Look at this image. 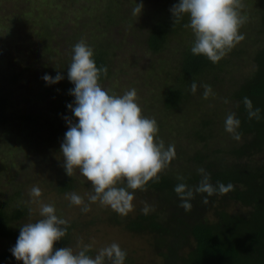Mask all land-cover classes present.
Wrapping results in <instances>:
<instances>
[{
  "label": "rangeland",
  "instance_id": "374dc122",
  "mask_svg": "<svg viewBox=\"0 0 264 264\" xmlns=\"http://www.w3.org/2000/svg\"><path fill=\"white\" fill-rule=\"evenodd\" d=\"M156 1L0 0V64H3L1 69L12 67V73L17 76L13 81V78L10 79L13 83L6 84L10 92H6L9 96L4 120L6 124L1 131H11L12 137L23 141L16 143L17 150L26 143V128L33 131L39 126L31 121L30 125L24 127L20 116L33 117L38 107L52 100L49 95L41 96L51 88L42 77L45 74L54 77L59 71L64 77L55 83V86L61 89L54 88L50 93L56 96L51 104L52 108L60 105L57 99L62 100V96L74 88L67 79V67L71 62L73 46L83 39L94 51L109 50L107 59L110 60V75L100 83L102 88L109 94L117 95L136 89L142 115L157 121V137L162 139L166 146L175 145L176 158L160 174L180 183L181 181L177 180L178 175L187 180L198 174V168H204V162L221 164L228 159L230 148L239 145L241 139L234 140L232 135L225 131L224 122L231 106L223 100L228 97L227 86L235 80L242 81L253 68L252 62L247 58L256 49L250 42L252 34L262 30L259 26L261 19L257 15V10L260 9L258 0H243L245 8L242 14L248 19L240 32L245 35V39L230 51L237 53L233 63L237 64V67L241 65L242 69L237 72L235 67L234 74L231 73L226 79L227 83H218L217 86L211 85L212 78L203 79L199 84H209L215 96L204 99V90L201 87L202 91L198 90L185 99L175 110L166 109L163 98L176 80L173 61L178 58L182 47L194 41V34L190 28H185L182 34L172 37L164 51L156 54L148 51L146 38L150 23H147L143 9L138 16L133 15V9L136 4H142L144 8L149 9L151 6V9H154ZM115 16H118V20L112 19ZM40 26L47 29L46 37L38 35ZM230 57L231 55H227L226 58ZM10 74L11 72H6L4 75L7 76L4 78L7 82ZM229 78L232 79L230 83ZM73 101L74 97L70 95L65 101L66 108ZM67 110V117L74 123L77 122L72 112L68 108ZM204 121L210 122L209 126L204 127ZM45 122V117L41 118L40 123L43 126ZM59 129L60 125L56 124L46 129L48 131L43 130V141L36 143L30 162H24V158L14 155L7 147L0 148V202H7L9 214L18 205L27 208V215L17 223L18 229L20 230L26 222H35L41 218L39 203L33 202L29 194L30 189L37 186L42 190L39 201L54 205L58 216L73 223L72 239L68 246L74 251L79 250L81 241L92 245L89 255L93 256L99 248L118 243L127 252L128 261H125V264H162V258L155 251L152 236L126 232L121 226L108 221L112 213H116L120 219L134 217L142 212L144 202L154 207L156 193L135 190L132 202L134 210L126 216L118 214L110 207L101 206L99 202L90 203L89 212H81L79 206L70 204L66 194L75 192L89 203L91 184L78 170L72 177L66 174L60 152L65 132L59 135ZM66 178L76 180L75 189L59 193L54 189L53 181ZM224 208L229 212L243 210L239 204L232 201L227 202ZM15 244L16 241L13 240H0V253L10 251ZM0 264H23V261H0Z\"/></svg>",
  "mask_w": 264,
  "mask_h": 264
},
{
  "label": "trees",
  "instance_id": "16d2710c",
  "mask_svg": "<svg viewBox=\"0 0 264 264\" xmlns=\"http://www.w3.org/2000/svg\"><path fill=\"white\" fill-rule=\"evenodd\" d=\"M178 2L179 0H169V2L157 0L154 9H151V6L150 9L142 7L143 15L146 16L147 23H150L146 47L151 53L164 51L172 37L182 34L185 29L183 25L189 22L188 16L185 15L179 24L173 23L170 9ZM258 3L260 9L257 10V15L261 19L259 26L262 30L252 34L250 42L256 49L247 58L252 62L253 68L242 81L235 80L233 84L227 86L226 99L231 106L230 113H235L236 118L241 122L238 129L241 133V143L230 148L229 157L223 163L204 162L206 164L204 169L210 174V182L213 185H216L217 181L225 185L231 183L234 185V190L224 195L214 194L210 197L206 193H194V199L190 201L191 210L186 212L179 207L181 201L174 192V187L178 183L159 174V182L149 181L146 185V191L156 193L154 211L147 215L140 212L134 217H125V219H120L116 213H112L108 218L110 223L121 226L126 232L152 236L155 251L162 258V264H264V0H258ZM112 19L118 20V16ZM40 28L38 35L46 37L47 29L41 26ZM192 44L193 41L182 47L178 58L173 61L176 80L163 98V105L168 110L179 108L185 99L193 95L190 92L193 81L198 85L197 91H202L199 83L203 79L212 78L210 79L213 82L212 86L227 83L226 79L231 73L234 74L233 69L237 67V64L233 63L237 53L228 52L227 55H231L230 59H227L226 55L220 61L212 63L203 55H193ZM108 52L109 50L107 52L93 50L96 66L98 68L107 66L108 69L106 76L101 75L99 83L104 82L110 75ZM1 68H3L2 63L0 64V148L7 147L14 155L24 158V162H30L31 153L35 152L36 143L43 141L42 133L48 131L46 129L57 124L60 125L59 135L67 131L64 117L68 116L69 112L65 101L70 95L67 93L62 96V100L57 99L60 105L52 108L51 104L56 96L50 93L55 90L54 88H61L49 84L51 88L41 96L49 95L52 100L38 107L33 117L20 116L24 127L30 125L31 121L39 126L33 131L26 128V136H28L26 143L17 150L16 143L23 141L12 137L11 131H1L6 124L4 120L9 99L6 92H10L6 84L13 83L10 79L13 78V81L17 76L12 73V67L5 70ZM241 69V65L238 66L237 72ZM6 72H11L9 82L4 79L7 77H4ZM231 78L228 79L229 83L232 81ZM57 89L56 93H58ZM244 97L252 101L254 109L261 110L258 121L255 118L251 120L248 118L243 104ZM44 117L46 122L43 126L40 120ZM54 122L56 124H53ZM209 123L204 121L202 125L209 126ZM191 177L183 182L194 188L198 185L201 176L194 174ZM75 183L76 180L73 178L57 179L53 181V187L63 194L75 189ZM205 198L208 199L207 204L203 203ZM231 201L239 204L243 210L234 212L226 210L224 205ZM6 207L7 202L1 201L0 240L17 241L20 231L17 223L27 215V208L18 205L9 214ZM73 227V223H69L66 236L54 243L53 252L70 244ZM0 261L17 260L10 251H4L0 253ZM125 261H128L127 257Z\"/></svg>",
  "mask_w": 264,
  "mask_h": 264
},
{
  "label": "clouds",
  "instance_id": "9594fccd",
  "mask_svg": "<svg viewBox=\"0 0 264 264\" xmlns=\"http://www.w3.org/2000/svg\"><path fill=\"white\" fill-rule=\"evenodd\" d=\"M142 7V4H136L133 15L138 16ZM244 8L243 0H179L170 11L174 24L188 16L189 22L183 27L190 28L194 34L191 53L216 63L245 39L240 32L248 19L242 14ZM72 53L67 79L74 85L69 90L74 101L67 108L77 122L64 117L68 130L60 152L66 174L72 177L78 170L90 182L92 191L88 194L89 203L75 192L67 193L66 199L71 205L79 206L83 213L91 210L90 203L99 202L126 216L134 210L135 190L146 191L149 181L159 182V174L176 158L175 145L166 146L157 137V121L142 115L136 89L117 95L102 88L99 80L102 74L107 75V66H96L93 49L83 39L73 46ZM63 78L60 72L54 77L48 74L42 77L47 84L58 83ZM199 87L204 90V99L215 96L210 85ZM197 89L198 85L193 81L190 92L195 94ZM223 102L229 101L224 99ZM243 104L248 118L258 121L261 110L254 109L248 97L243 98ZM240 123L235 113H229L224 122L225 131L237 141L241 139ZM197 173L201 179L194 188L183 182L185 177L177 176L181 182L174 187V192L181 201L179 207L186 212L191 210L194 193H206L210 197L234 190L231 183L225 185L217 181L213 185L210 174L202 167ZM29 194L33 202L39 203L41 218L20 227L16 244L10 250L16 260L23 264H125L127 252L118 243L99 248L94 256L89 255L92 245L83 241L78 245V251L68 246L53 252L54 243L66 236L69 221L56 214L54 205L39 201L42 195L39 187L33 186ZM203 203L207 204L208 199L205 198ZM154 210L146 202L141 209L144 215Z\"/></svg>",
  "mask_w": 264,
  "mask_h": 264
}]
</instances>
